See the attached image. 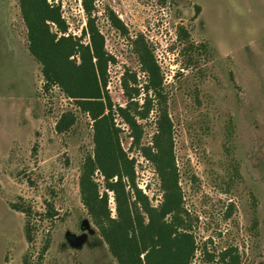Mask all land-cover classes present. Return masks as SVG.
<instances>
[{"label": "rangeland", "instance_id": "rangeland-1", "mask_svg": "<svg viewBox=\"0 0 264 264\" xmlns=\"http://www.w3.org/2000/svg\"><path fill=\"white\" fill-rule=\"evenodd\" d=\"M47 3L60 9L67 28L62 33L48 22L52 33L90 45L82 0ZM94 5L105 51L113 58L106 88L113 124L135 163L137 188L153 208L161 205L158 172L141 150L153 144L158 104L147 119L137 118L140 146L117 111L128 104L124 78L142 90L138 102L144 103L147 75L139 51L145 45L163 78L184 230L197 247L189 264H264V0ZM111 13L123 29L112 25ZM42 68L29 51L19 0H0V264H119L81 197L83 167L95 152L94 122L60 86L45 87ZM64 114L75 123L58 133ZM94 181L116 218L115 193L99 171ZM23 210L32 213L31 243Z\"/></svg>", "mask_w": 264, "mask_h": 264}, {"label": "trees", "instance_id": "trees-1", "mask_svg": "<svg viewBox=\"0 0 264 264\" xmlns=\"http://www.w3.org/2000/svg\"><path fill=\"white\" fill-rule=\"evenodd\" d=\"M19 2L28 29L29 51L42 64L45 87L60 86L94 122V157L85 161L80 191L83 205L110 252L119 264H189L197 247L193 236L184 230L182 195L173 155L172 123L164 109L163 78L152 52L141 45L140 61L147 75L142 93L145 95L143 105L140 106L138 102L142 90L131 86L124 78L123 87L128 104L117 111L132 131L133 144L140 146L143 133L137 118L147 119L155 104H158L159 119L153 144L141 148L145 158L155 165L161 181L163 201L158 208H153L148 198L137 188L135 163L128 160L123 152L113 124L114 106L106 90L108 64L113 58L105 51L104 37L93 16L95 0H82L87 14L86 32L90 40L87 46L74 37H58L57 33L51 32L48 22L62 33H66L67 28L60 9L50 6L47 0ZM32 10H40L41 15H34ZM109 18L115 28L123 29L120 19L113 13ZM76 57L80 59L79 64L75 61ZM62 62L69 66L68 72ZM74 123L72 114H64L56 130L58 133L68 132ZM96 171L105 177L107 189L116 195V218H112L109 212L107 195L100 198L98 185L94 181ZM125 179L131 189L128 196ZM22 212L27 217L25 235L31 243L32 213L30 210Z\"/></svg>", "mask_w": 264, "mask_h": 264}]
</instances>
